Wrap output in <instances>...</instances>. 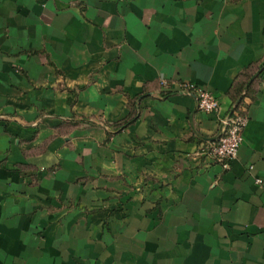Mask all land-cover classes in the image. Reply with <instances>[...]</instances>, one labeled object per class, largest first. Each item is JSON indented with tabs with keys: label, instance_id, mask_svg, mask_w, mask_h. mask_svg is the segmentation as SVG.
I'll list each match as a JSON object with an SVG mask.
<instances>
[{
	"label": "crops",
	"instance_id": "obj_1",
	"mask_svg": "<svg viewBox=\"0 0 264 264\" xmlns=\"http://www.w3.org/2000/svg\"><path fill=\"white\" fill-rule=\"evenodd\" d=\"M262 72L264 0H0V264H264Z\"/></svg>",
	"mask_w": 264,
	"mask_h": 264
},
{
	"label": "built area",
	"instance_id": "obj_2",
	"mask_svg": "<svg viewBox=\"0 0 264 264\" xmlns=\"http://www.w3.org/2000/svg\"><path fill=\"white\" fill-rule=\"evenodd\" d=\"M260 87L264 90V72L259 76ZM179 89L183 93L191 94L197 104V109L203 113L216 112L219 108V101L204 88L193 83H182ZM247 123L242 110L238 107L229 117L221 120V133L214 140L215 142L208 151L209 157L227 170L229 163L236 159L243 142V130ZM260 183V181H257Z\"/></svg>",
	"mask_w": 264,
	"mask_h": 264
},
{
	"label": "water",
	"instance_id": "obj_3",
	"mask_svg": "<svg viewBox=\"0 0 264 264\" xmlns=\"http://www.w3.org/2000/svg\"><path fill=\"white\" fill-rule=\"evenodd\" d=\"M260 74H261V73H259V75H260ZM239 103H240V100H238V101L232 106V109H231L230 113L227 115V117H229V116L233 113V111L238 107Z\"/></svg>",
	"mask_w": 264,
	"mask_h": 264
},
{
	"label": "trees",
	"instance_id": "obj_4",
	"mask_svg": "<svg viewBox=\"0 0 264 264\" xmlns=\"http://www.w3.org/2000/svg\"><path fill=\"white\" fill-rule=\"evenodd\" d=\"M239 110H240V106H239V108H238Z\"/></svg>",
	"mask_w": 264,
	"mask_h": 264
}]
</instances>
